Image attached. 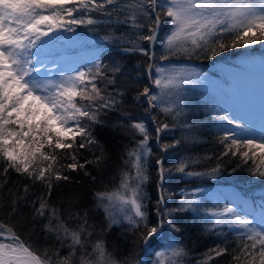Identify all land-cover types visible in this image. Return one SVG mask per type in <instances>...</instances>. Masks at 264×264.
Returning a JSON list of instances; mask_svg holds the SVG:
<instances>
[{"label": "snow or ice", "instance_id": "1", "mask_svg": "<svg viewBox=\"0 0 264 264\" xmlns=\"http://www.w3.org/2000/svg\"><path fill=\"white\" fill-rule=\"evenodd\" d=\"M167 20L168 30L160 36ZM120 25L101 39L127 45L124 53H140L148 57V80L134 99L145 98L148 108L158 110L165 119L152 116L160 133L169 129L166 118L178 121L185 112L184 86L199 83L201 73L187 66L155 65V52L150 51L159 40L160 60L171 57L204 55L212 60L226 48L247 47L264 41V0H0V159L4 174L9 169L40 183L47 190L29 201L33 220H44L42 230L54 236L60 247L43 251L9 226L0 224V264H143L137 260V249L154 255L151 264H185L186 248L178 242L161 243L165 226L175 232L181 229L170 219L173 213L188 209L198 210L195 194L181 197V206L162 207L169 198L161 181L165 169L157 159L156 222L152 223L146 210L148 181V128L143 121L131 119L128 125L134 135L133 146L125 151L119 182L110 189L96 191V206L103 208L107 229L126 222L136 234L133 248L127 256L117 259L109 251L105 240H93L88 213L65 211L51 201L55 182L69 181L68 172H79L87 164L101 168L106 160L102 145L96 139L92 126L101 124L102 114L118 108L123 92L117 88V76L122 69L102 63L92 57L88 66L77 64L67 57L62 61L51 57L49 51L62 32H73L75 26H86L89 31L100 23ZM117 32L119 34H117ZM145 43L149 48L145 47ZM51 65V67H49ZM155 69V76L152 70ZM152 85L158 92H153ZM215 119L226 122L231 129H222L219 143L224 146L220 157H238L243 165L251 162L253 176L264 178V87L258 113L251 100L229 102L228 110H221ZM191 129L193 125H181ZM175 127V125H171ZM180 140L159 145L166 151L180 144ZM98 148L100 155L80 162V150ZM63 159L69 160L66 164ZM197 159L181 160L176 171L185 173ZM239 167V165H238ZM220 164L207 172H187L192 175H215ZM85 175H89L85 172ZM95 179V178H93ZM24 194L10 193L11 212L15 213ZM74 201H70L73 203ZM209 218L205 230L214 232L227 226L235 232L242 246L232 249L234 261L245 264H264V204L253 206L243 202L225 204L222 208L205 209ZM74 221V223H72ZM159 246V250L157 249ZM90 248V251H89ZM67 249L66 255H61ZM228 247H215L205 253L198 264L228 254Z\"/></svg>", "mask_w": 264, "mask_h": 264}, {"label": "trees", "instance_id": "2", "mask_svg": "<svg viewBox=\"0 0 264 264\" xmlns=\"http://www.w3.org/2000/svg\"><path fill=\"white\" fill-rule=\"evenodd\" d=\"M114 28L123 31L120 25L100 23L93 31H89L86 26H75L73 32H62L56 39L49 51L51 57L62 61L67 57L77 64L88 66L92 57L101 59L102 63L115 66L119 64L122 71L117 76V88L123 92L122 103L116 110L108 111L102 114L103 123L92 126V131L103 147L106 160L101 168L93 164H87L79 172H68L69 181L55 182L52 190L51 201L58 204L64 211L80 212L86 210L88 213V223L92 225L89 231L93 232L92 239L97 238L105 240L109 251L117 259H122L129 254L133 248V242L136 234L129 230L126 222L120 225H113L107 229L108 221L105 218L103 208L96 206L94 193L111 188L119 182V169L123 167L125 151L132 147L134 140L141 137L133 133L130 128H122L116 125L131 123V119H125L124 116H130L132 119L143 121L149 134L148 147L151 150L148 157V181L144 185V192L147 194L145 204L147 212L152 223L156 222V201L159 198L157 181L159 179L155 161L160 159L162 166L166 170L164 179L161 181L164 189L169 194L165 205L169 209L181 206V197L185 194H195L197 211L188 209L183 212H175L172 219L181 229L175 232L165 226L163 235L166 240L161 243L178 242L182 244L188 255L184 258L185 264H198L205 259V253L209 249L219 247H228V254L217 257L209 264H245L243 260L234 261L235 255L232 249L242 246V241H238L235 232L227 226L218 227L214 232L205 230L206 222L209 218L205 216V209L222 208L225 204L237 203L242 206L241 199H234L224 194V187L238 189L243 197H249L253 203L262 202L264 204V178L253 176L250 172L251 162L243 165L238 157H220L224 151V146L219 143V137L223 134L222 129H231L226 122L215 119L221 110H224V91L221 93L211 90L208 82L185 85L183 100L186 105L184 115L178 120L173 121L171 117L166 120L169 123V129L160 133L159 140L155 132L158 124L152 121V116L156 115L158 119H165L159 114L158 110L145 111L148 104L145 98L135 100L134 97L142 91L145 84H150L148 80V71L146 65L149 63L148 57L140 53H124L120 49L127 45L120 42H108L101 39L104 35L111 32ZM168 30V22L162 24L160 36L163 37ZM117 34H119L117 32ZM162 41L158 39L154 48L149 49L155 52V65L158 67H169L170 65H184L191 69H197L202 74L222 64L238 65L247 60L264 59V41L247 47L240 46L236 48H226L219 51L212 59H207L204 55L196 54L190 57L180 56L171 57L167 61L160 60L162 55ZM145 47L149 48L147 43ZM155 76V69L152 70ZM203 77V75H201ZM216 80V78H215ZM224 80H226L224 78ZM221 85L215 81V88ZM219 89V88H218ZM153 92H158L152 85ZM226 102V101H225ZM191 124V129H185L181 125ZM175 127H171V125ZM157 139V144L154 142ZM174 140H180V144L166 151H161L159 145L162 143H172ZM61 163L66 164L69 160L63 159V153H60ZM95 155H100V150H80V162L93 160ZM197 159L199 163L190 165L185 173L176 171L181 160ZM220 164V169L215 175H192L187 172H207L208 169ZM239 165V167H238ZM4 162L0 159V224L12 227L23 240L31 243L35 248L43 251L45 248L55 250L60 247L59 242L54 236L46 234L42 230L44 220H33L31 206L29 201L35 200L42 192L47 190L40 183H33L26 176L18 175L15 171L9 169L7 175L4 174ZM88 172L89 175H85ZM95 178V179H93ZM29 185V191L26 199L19 202L15 213L11 212V195L24 194V186ZM70 201H74L70 203ZM74 223V221L72 222ZM159 250V246L157 249ZM90 251V248H89ZM61 255L67 254V249H62ZM151 254H145L137 249V260L143 264H151Z\"/></svg>", "mask_w": 264, "mask_h": 264}, {"label": "rangeland", "instance_id": "3", "mask_svg": "<svg viewBox=\"0 0 264 264\" xmlns=\"http://www.w3.org/2000/svg\"><path fill=\"white\" fill-rule=\"evenodd\" d=\"M49 67H51V65H49ZM207 73H202L203 77H201V79L204 83L208 82L214 94L215 90H219V86L215 88L216 80L224 85V96L227 94V96L224 97V102L226 101L229 103L239 99L251 100L254 102L258 113L261 90L262 87H264V61L252 59L243 61L238 65L222 64L214 67L211 74ZM221 77L228 79L229 82L222 83ZM221 93L222 92H220V95ZM224 194L234 199H241L248 204L250 202L249 197H243L241 192L236 189L224 187ZM260 204L263 203H253L251 201V205L254 207Z\"/></svg>", "mask_w": 264, "mask_h": 264}, {"label": "bare ground", "instance_id": "4", "mask_svg": "<svg viewBox=\"0 0 264 264\" xmlns=\"http://www.w3.org/2000/svg\"><path fill=\"white\" fill-rule=\"evenodd\" d=\"M262 61H264V59H262V58H260ZM254 60V59H253ZM257 60L259 61V58H257ZM221 81H222V83H224V82H226V83H228L229 81H228V79H226V80H224V77L222 78L221 77ZM232 82V81H231ZM231 82H230V84H231ZM219 92H225V90H224V85L223 84H221V85H219ZM223 92V93H224ZM228 108H229V103L228 102H224V110H228Z\"/></svg>", "mask_w": 264, "mask_h": 264}]
</instances>
